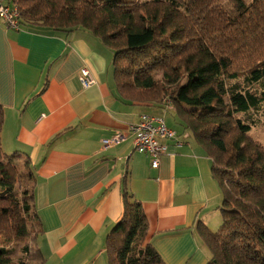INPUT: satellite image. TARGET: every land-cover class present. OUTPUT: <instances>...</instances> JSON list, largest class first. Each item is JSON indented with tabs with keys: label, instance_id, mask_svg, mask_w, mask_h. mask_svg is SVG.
<instances>
[{
	"label": "trees",
	"instance_id": "16d2710c",
	"mask_svg": "<svg viewBox=\"0 0 264 264\" xmlns=\"http://www.w3.org/2000/svg\"><path fill=\"white\" fill-rule=\"evenodd\" d=\"M12 1L20 25L86 31L108 49L121 101L172 106L221 191L219 228L196 225L206 264H264V146L249 135L264 125V0ZM3 119L0 105V133ZM34 180L29 157L5 154L0 138V264L45 261ZM121 185L123 213L105 240L107 264H164L146 242L147 220L126 177ZM16 247L22 257L14 260Z\"/></svg>",
	"mask_w": 264,
	"mask_h": 264
},
{
	"label": "crops",
	"instance_id": "0c3cea01",
	"mask_svg": "<svg viewBox=\"0 0 264 264\" xmlns=\"http://www.w3.org/2000/svg\"><path fill=\"white\" fill-rule=\"evenodd\" d=\"M111 59L86 31L31 25L16 31L0 21L1 148L27 155L33 167L43 264H107L105 240L123 213L124 177L145 214L146 242L164 264H206L209 253L196 225L216 231L221 224L211 161L179 122L167 125L164 113L177 119L172 106L121 101ZM82 68L95 85H80ZM141 115L163 118L181 142H168L156 170L134 151L129 126ZM116 135L118 145L103 146Z\"/></svg>",
	"mask_w": 264,
	"mask_h": 264
},
{
	"label": "built area",
	"instance_id": "2783aa9c",
	"mask_svg": "<svg viewBox=\"0 0 264 264\" xmlns=\"http://www.w3.org/2000/svg\"><path fill=\"white\" fill-rule=\"evenodd\" d=\"M20 13L18 6L12 0H0V21L8 29L18 31L20 29ZM80 85L86 89L95 85V79L87 68H82L78 74ZM132 134L134 151L150 159L151 169H158L161 158L167 153L168 142L181 145L176 133L169 129L163 118L142 115L139 121L129 126ZM122 137L116 135L103 141L104 147L118 145Z\"/></svg>",
	"mask_w": 264,
	"mask_h": 264
},
{
	"label": "rangeland",
	"instance_id": "374dc122",
	"mask_svg": "<svg viewBox=\"0 0 264 264\" xmlns=\"http://www.w3.org/2000/svg\"><path fill=\"white\" fill-rule=\"evenodd\" d=\"M244 1L247 3L249 0H244ZM171 114H172V112L164 113L165 121H166L167 125L169 123H171L172 126L177 127L175 122H178V121H177V119L175 120V116H172ZM177 128H175L176 131L178 130ZM249 135H250V137H252L257 142H259L260 144H262L264 146V125H260V126H257L256 128H253L250 131ZM26 182H27V185L30 187L31 183H29L28 181H26ZM24 183H25V181H24ZM21 257H22V254L20 253V247H16L15 253L13 255V259L17 260Z\"/></svg>",
	"mask_w": 264,
	"mask_h": 264
}]
</instances>
